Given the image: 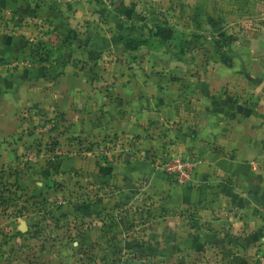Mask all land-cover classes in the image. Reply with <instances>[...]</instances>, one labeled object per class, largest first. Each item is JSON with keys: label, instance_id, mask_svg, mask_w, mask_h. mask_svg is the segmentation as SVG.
Wrapping results in <instances>:
<instances>
[{"label": "crops", "instance_id": "0c3cea01", "mask_svg": "<svg viewBox=\"0 0 264 264\" xmlns=\"http://www.w3.org/2000/svg\"><path fill=\"white\" fill-rule=\"evenodd\" d=\"M52 1L0 0L1 170H17L29 196L82 186L103 197L102 217H119L115 230L148 228L118 237L121 259L264 264V46L187 64L155 40L120 45L130 27L119 0ZM41 32L55 51L47 62L1 69ZM164 154L198 163L190 185L169 180L154 158Z\"/></svg>", "mask_w": 264, "mask_h": 264}, {"label": "rangeland", "instance_id": "374dc122", "mask_svg": "<svg viewBox=\"0 0 264 264\" xmlns=\"http://www.w3.org/2000/svg\"><path fill=\"white\" fill-rule=\"evenodd\" d=\"M118 6L124 17L122 22L137 29L138 37H151L158 28L174 31L171 56L175 59L180 56L187 64L193 60L222 59L230 63L235 54L231 51L233 46H253L254 51L264 46V0H129L128 5L119 0L114 8ZM40 36L27 42L35 45L44 41L49 53L53 54L52 43ZM213 43L224 47L227 56L213 53L210 47ZM253 55L257 53L253 52ZM28 58L27 54H19L5 64L19 63L11 68L12 71L25 69V66L33 65ZM127 145L122 148L123 157L132 153L131 146ZM104 157L108 159L106 155ZM17 174L18 171L9 165L5 170L0 168V197H3L0 199V264H139L142 261L136 262L130 252H127V259L117 257L122 249L118 237L132 229L135 235L142 236L148 228L137 224V227L125 228L123 233L121 229L115 230L113 220L119 217L111 214L102 217L96 207L103 197L85 196L82 186L76 193L65 188L58 197L25 195L15 178ZM60 199L62 204L58 202ZM130 205L136 206L126 204L121 207ZM83 207H95L91 208L93 213L89 214L88 222L87 215L83 216L86 214L82 212ZM160 219L158 216L156 220ZM102 235L106 238L103 242L99 241ZM153 235L160 237L162 228L155 230ZM146 263L158 264L151 261L141 264Z\"/></svg>", "mask_w": 264, "mask_h": 264}, {"label": "built area", "instance_id": "2783aa9c", "mask_svg": "<svg viewBox=\"0 0 264 264\" xmlns=\"http://www.w3.org/2000/svg\"><path fill=\"white\" fill-rule=\"evenodd\" d=\"M88 0H53L54 7H68L72 5H77L81 3H86ZM28 63V62H27ZM19 63H9L5 65V71H10L12 67H17ZM52 129L49 120H45L41 126V133H48ZM114 141L107 143V147L114 145ZM122 146V145H121ZM124 147V146H123ZM121 147V148H123ZM103 150H106L105 148ZM110 152H106L109 155ZM155 161L157 162L160 169L168 176L169 180L173 183L179 185H190L193 182V173L198 163L195 161L184 159L183 156H171L164 154L163 156H155ZM60 204L63 201L60 199L58 201ZM58 203V204H59ZM264 262V259L262 260Z\"/></svg>", "mask_w": 264, "mask_h": 264}, {"label": "trees", "instance_id": "16d2710c", "mask_svg": "<svg viewBox=\"0 0 264 264\" xmlns=\"http://www.w3.org/2000/svg\"><path fill=\"white\" fill-rule=\"evenodd\" d=\"M138 31L135 28H129L128 34L123 36L120 45L126 48L137 49L142 44L147 43L150 40H156L161 43L163 46L167 48L171 52L172 42L174 40V31L169 28H158L157 31L150 37H138ZM232 41V40H230ZM230 43V42H229ZM47 44L43 41L36 43L35 45L29 46V51L27 57L33 64L44 63L49 60V51L47 49ZM197 48V46H194ZM213 53L218 56L226 57L227 53L224 50V47H220L218 43L210 44ZM179 60H183L182 57L177 56Z\"/></svg>", "mask_w": 264, "mask_h": 264}]
</instances>
